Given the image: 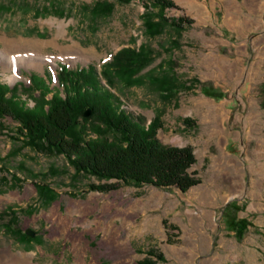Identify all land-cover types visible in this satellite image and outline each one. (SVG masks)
Listing matches in <instances>:
<instances>
[{"label": "rangeland", "instance_id": "1", "mask_svg": "<svg viewBox=\"0 0 264 264\" xmlns=\"http://www.w3.org/2000/svg\"><path fill=\"white\" fill-rule=\"evenodd\" d=\"M104 2L113 4L111 13L94 14ZM160 17L190 24L147 36L144 22ZM17 47L47 63L21 68L11 83L21 60L10 49ZM127 47L143 50L149 63L123 79L107 65ZM0 51L9 57L0 82L27 107L45 85L57 87L59 65L93 67L123 110L147 123L160 116L162 144L192 148L191 171L200 180L185 193L90 190L114 181L26 147L18 122L0 117V256L10 250L34 264H139L153 249L164 256L159 264H264V0H175L163 11L154 0H0ZM69 52L77 54L74 64L63 60ZM164 77L189 89L163 99L155 80Z\"/></svg>", "mask_w": 264, "mask_h": 264}, {"label": "trees", "instance_id": "2", "mask_svg": "<svg viewBox=\"0 0 264 264\" xmlns=\"http://www.w3.org/2000/svg\"><path fill=\"white\" fill-rule=\"evenodd\" d=\"M126 4L130 0H111ZM175 0H154L155 6L163 11L174 7ZM113 4H97L92 12L107 16ZM190 22L185 18L169 19L160 17L144 22L145 34L149 37L160 35L163 28L182 30ZM149 63V57L140 49L123 48L117 51L107 67L118 77H133ZM57 87L44 86L42 94L33 98V107H27L0 82V117L18 122V134L23 144L40 152L62 155L76 173L93 176L98 180L114 183L90 185L89 189L109 192L120 185L134 187H155L177 189L182 193L200 183L191 168L196 163L189 146L174 147L162 144L157 139L162 121L156 115L149 123L122 109V103L104 87L93 67L68 69L59 65L56 72ZM163 99L174 98L180 90L189 89L183 83L170 77L155 80ZM203 93L215 97L217 94L203 89ZM52 94L50 98L48 95ZM91 111L88 118L82 114ZM183 124L194 127L190 118ZM54 194L46 186L40 187ZM233 205V206H232ZM235 207V204H231ZM164 263V256L156 250H148L139 264Z\"/></svg>", "mask_w": 264, "mask_h": 264}, {"label": "bare ground", "instance_id": "3", "mask_svg": "<svg viewBox=\"0 0 264 264\" xmlns=\"http://www.w3.org/2000/svg\"><path fill=\"white\" fill-rule=\"evenodd\" d=\"M256 0H245V3H247L249 6H255ZM6 42L7 40H3ZM11 53L14 54V58H19L21 60L20 63L17 64L14 76L10 77V82L14 83L17 79L21 78V68H33L37 70H43L44 65L47 63V58H44L40 54H28L25 53L22 49H19L17 47L15 50L10 49ZM9 59L7 54H4L2 51H0V64L2 66V69L6 68V61ZM63 60L67 61L70 64H74L76 61H78L77 54L74 53H65V56L63 57ZM51 64L53 66H56V62L54 60H51ZM0 264H34L30 261V259L25 258L23 256H16L13 255L10 250L8 251V255H2L0 256Z\"/></svg>", "mask_w": 264, "mask_h": 264}, {"label": "water", "instance_id": "4", "mask_svg": "<svg viewBox=\"0 0 264 264\" xmlns=\"http://www.w3.org/2000/svg\"><path fill=\"white\" fill-rule=\"evenodd\" d=\"M91 115V111L90 110H87L84 114H83V117L84 118H88L89 116ZM25 234H27L28 236L30 237H33L34 233L30 230H26L25 231Z\"/></svg>", "mask_w": 264, "mask_h": 264}]
</instances>
